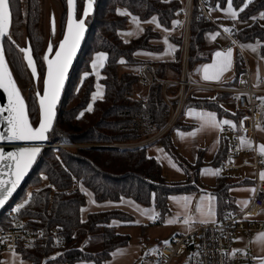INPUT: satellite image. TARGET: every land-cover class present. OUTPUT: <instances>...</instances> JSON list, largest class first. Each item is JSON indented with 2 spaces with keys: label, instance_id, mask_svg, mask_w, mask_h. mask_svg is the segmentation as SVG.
Wrapping results in <instances>:
<instances>
[{
  "label": "trees",
  "instance_id": "16d2710c",
  "mask_svg": "<svg viewBox=\"0 0 264 264\" xmlns=\"http://www.w3.org/2000/svg\"><path fill=\"white\" fill-rule=\"evenodd\" d=\"M59 1L63 7V30L67 18V0ZM209 1L213 9L225 7L228 3V0ZM43 2L10 0L11 39L5 38L4 41L7 61L26 99L34 126L40 118L36 82L26 64L24 53L19 49L24 47L27 40L30 42L39 71L37 82L42 84L46 70L43 56L45 38L41 30ZM231 4L240 20H250V24L240 30L235 29L238 39H259L264 57V0H231ZM118 6L126 7L142 20L157 15L163 26L174 28L177 11L182 4L180 0H99L96 15L86 20L90 25L89 36L65 90L51 136L53 146L44 150L33 173L0 216V227L6 229L17 222H21L24 229L47 232L59 227L65 238L64 243L60 248L50 243L20 244L17 252L23 264H42L45 256L56 252L59 255L46 264H75L79 261L103 264L116 249L131 243L130 234L122 232L121 228L135 225L134 216L125 210L92 212L86 220H82L81 208L87 198L80 185L92 190L98 202L128 197L144 205L154 203L159 221L164 220L171 210V195L201 190L199 183L205 166V149L200 148L195 163L189 162L177 150L172 139L173 131L189 130L193 124L185 123L179 117L167 129L179 84H164L160 81L181 77V51H177L176 60L152 62L158 79L152 84L145 82L141 70L151 62L136 57L135 52L153 49L150 40L159 37V33L147 27L139 37L124 41L119 31L127 28L128 17L118 13ZM215 19L220 21L219 18ZM216 29L214 24L201 16L196 7L193 8L188 56L190 73L195 74L200 65L210 61L211 57L204 55V52L210 35ZM172 39L180 45L183 42L182 36ZM97 52L107 54L101 69L103 75L99 78V82L104 85V96L90 106L97 82L92 60ZM233 71V79L225 83L228 87L237 86L240 74L246 71L245 59L240 50L235 54ZM232 97L233 94L227 91H219L215 98L189 94L183 105V113L191 107L206 109L222 118L226 116L234 119L237 125L244 111L232 113L222 105V102ZM226 139L221 140L217 154L210 162L214 167H220L228 156L229 138L228 142ZM158 143L183 169L186 180L166 179L161 162L148 153L149 146ZM50 183L54 187H50ZM238 183L241 181L233 175H218L215 186L210 190L216 196L219 214L224 207L235 206L229 189ZM17 208L19 211H16ZM10 210H14V216L9 215ZM114 220L122 224L116 225ZM97 236H100L101 247L94 252L89 248ZM86 241L88 245L82 247ZM2 262L3 251L0 249V264Z\"/></svg>",
  "mask_w": 264,
  "mask_h": 264
},
{
  "label": "crops",
  "instance_id": "0c3cea01",
  "mask_svg": "<svg viewBox=\"0 0 264 264\" xmlns=\"http://www.w3.org/2000/svg\"><path fill=\"white\" fill-rule=\"evenodd\" d=\"M180 1H181L182 5L188 4V0H180ZM212 9H213V7H212ZM213 10H211V12ZM117 11H118V13L126 15L128 17L127 28L119 31V34L123 38L124 41L128 42L134 38L139 37L140 35L143 34V32L145 31V29L147 27H151L153 29V31L159 33V37H156V38H153L150 40V43L154 46V48L151 50L139 49L135 52L136 57H138L142 60L151 62V63H147V64H151V65H153L152 62L176 60L177 59L176 54H177L178 50L181 51L180 53H181V57H182V51L184 49V44L186 43V40L184 39V36L186 33L185 30H177V29H174L173 27L167 28V27L163 26L160 23L157 15H153L147 20H142L138 16L132 14L126 7L118 6ZM215 17H217V16H215ZM217 18H219V17H217ZM181 36L183 39V42L181 45L177 44L172 39V37H181ZM189 38H190V29L188 31V41H189ZM228 43H229V39L223 33H219V35H217V32L215 30L210 35L209 43H208V46L204 52V55L210 56L211 59L209 62H206V63H203L202 65H200V67L198 68V70L195 74L190 73L192 79L194 80V82L197 85H195L191 89L189 94L194 96V97H200V98H215L219 91L231 92L233 94V97L229 101L222 102V105L226 109L231 111L232 113H236L238 110H241L238 106L237 94L233 91V89L236 86L235 87H228L225 85V83L232 80L234 77L233 61H234V57H235V54H236L238 49L237 48L232 49V65L228 71L223 73V75L221 76L219 81H214V80L206 81L203 79V76L205 73V66L215 64L217 62V60L219 59L218 57H216L215 54L217 52L226 53L228 50L226 48V45ZM244 56H245L244 59H245V64H246V70L249 71L253 83L260 90V92L258 93V96L260 98H263V96H264V57L262 56V59L259 57H256L254 59L255 62H253V65H251L250 61L247 60L245 53H244ZM106 58H107V54H106ZM105 61H106V59L104 60V63H105ZM207 71L209 74H212L214 72V69L209 68ZM182 76H183V72H182L181 77L179 79L167 80V81H170V82L179 81L182 78ZM100 77H96L97 81H99ZM96 84H97V82H96ZM144 90L145 89H143V91ZM103 96H104V92L102 93V96L100 98H102ZM262 101H264V99H262ZM174 107H175V109L172 110V116H171L170 122L167 126V129L179 117L183 120V122L193 124V127L189 130L176 129L173 131L172 139H173V143L176 146L177 150L189 162L195 163L198 159L200 148L205 149V151H204L205 166L202 169L201 175H200L201 190L197 191V192H193V193H181V194H175V195L170 196L169 201L171 204L170 206L172 208L171 210L172 211L174 210V212H175L172 214L173 218L176 217L178 214L180 215V218L181 217L184 218V209L182 208L181 204L178 203V201H182L184 198H189V200H190L188 214L196 218V222L192 223L190 228H189V226L185 225L182 222L183 219L182 220L180 219L181 223H177V222L172 223V224L167 223L168 225H176V226H178V229L181 230V232L176 231L174 233V235H175L177 233L191 232V231L195 230L196 228H198L202 224L215 223L219 220V217H220V214L217 211L216 196L211 192V190H204L202 185L205 184L207 187L212 188L216 184L218 175L222 173L220 167H214L210 164V162H212L214 160V158L217 154V151L220 147L221 140L226 139L227 135L223 134L221 132V130L217 129V128H212V127H203L202 128L201 127L202 121L199 117V114H201V113H214L216 115L217 121L228 120V121H231L234 125H236V124H235L234 119L226 117V116L222 118V117L218 116V114L216 112L206 110V109H199V108L191 107V108H188L187 110H185L183 113V105L179 104L177 99L175 100ZM240 133H242V131H240ZM242 138L244 139V144H243L244 148H248L249 147L248 143L251 142V144H252V139L247 138L244 135H242ZM227 142H228V140H227ZM256 142H257V148L259 151L260 145L264 144V127L262 125L257 129ZM227 146H228V144H227ZM148 153H149V155L157 158L161 162V164L163 166V172L165 173V171H167L166 172L167 176L165 175L167 180H169V178H167L168 176L169 177L172 176L171 178L174 179V180H169V181L186 180L187 175L185 174L183 169L178 165V163L171 157V155L165 150V148L163 147L162 144L158 143V144L150 145L148 148ZM250 160H251V158H250L249 153H243L237 157V161L239 164L248 163V162H250ZM244 169L251 170L252 173L254 174V177L251 178L248 176L247 173L244 174L243 173ZM261 173H264V170ZM173 175H174V177H173ZM233 176H235L236 179H239L241 181V183L235 184L229 189V193L232 196L233 201H234V205H235L234 207L245 208L243 202L248 201V203H249L251 200V197L253 195V192L249 191V190L254 189L255 179H256L255 172L251 167L243 166L240 169V173L239 174H233ZM177 178H180V179H177ZM80 189L82 191H84L86 194V198H87L86 205L89 204V201H90V203L93 205V210L96 209V211L94 210V211H91L89 213L104 211V210H112V209H121V210H125V211L131 213L127 209V207H125L123 205H118V203L122 202L123 200L127 202L126 199H128V197H122L120 200H118L119 202L103 201V202H99L102 204H97L96 203L97 200L95 199V196H94V193L92 192V190H90L89 188H87L83 185H80ZM85 189H88L91 192L87 193L88 191H86ZM195 198L197 199V203L195 206L196 208H197V205L200 203L202 198L205 202V205H207L208 202L211 201V205H212L213 210H214V216H212L210 218L209 217H203V218L209 219L208 223L199 222L202 219V217L196 211V209L192 214H190L192 203H193V200ZM129 203H132V202H129ZM248 203H247V205H248ZM101 205H104V207H101ZM135 205L139 206L138 204H135ZM152 205L154 206V203ZM82 213H83V207L81 208V218H82V220H86L89 213H87L86 216H83ZM154 216L158 217L156 214ZM169 219H172V218H169ZM256 220H259L260 222L264 221V208L259 212V214L256 217ZM153 222H155V221L153 220ZM113 223L116 225L122 224V222H120L118 220H114ZM134 223L137 224V222H134ZM138 223H141V222L139 221ZM253 234H255V236H253ZM253 234L251 235L252 237L249 236V237H251V238H249L250 239L249 244L245 246V249H241V250L254 252L256 254L262 255L263 259L261 261V264H264V230L254 232ZM239 235H242L244 237H248L242 233ZM88 243L89 242L86 241L82 245V247L87 246ZM162 245H164V244H161V246ZM238 249H240V248H238ZM118 250H121V251H118ZM131 253L132 252H131V248L129 245L124 246V247H120V248L116 249L112 253L111 257L108 260H106L103 264H129L133 260V257L130 258ZM16 255L18 258H20L22 260L21 264H23L24 261H23L21 255L17 251L12 250V249H8V250L3 251V262H2V264L4 263L6 257H7L8 261H10V262H12L11 260L14 261V259L17 258ZM4 256H5V258H4ZM75 264H97V263L92 262V261H79V262H76Z\"/></svg>",
  "mask_w": 264,
  "mask_h": 264
},
{
  "label": "built area",
  "instance_id": "2783aa9c",
  "mask_svg": "<svg viewBox=\"0 0 264 264\" xmlns=\"http://www.w3.org/2000/svg\"><path fill=\"white\" fill-rule=\"evenodd\" d=\"M194 7L198 9L204 19L216 26L217 33H223L228 37L227 49L237 48L244 56L235 29L225 31L219 25L211 13L210 1L188 0V4H183L178 9L176 22L179 21V23L174 24V29L185 30L186 32L184 36L186 43L181 57L183 76L179 81L174 82L160 80L164 84H179V91L174 99H177L181 105H184L191 89L197 85L191 77L188 66V31L191 26ZM141 74L143 80L149 84L158 79L155 67L151 64H145ZM233 91L237 94L238 106L244 111V114L239 118L235 127L222 125L223 130L221 132L228 136L229 147L228 156L220 168L223 174L233 175L239 174L243 166L251 167L256 176L255 192L245 208L226 206L222 209L217 222L202 224L191 232L175 234L169 244H164L155 250L156 264H179V259L183 260L181 264H261L262 255L235 248L234 243L236 237L241 233L250 236L254 232L264 230V223L256 220L257 215L264 208V179L261 178V172L264 170V155L258 151L256 142L257 129L262 125L264 116V101L258 96L260 90L253 83L247 70L241 73L238 84ZM173 109H175L174 104H172ZM241 121H243L242 126ZM242 135L252 139L250 147L244 148L241 143ZM243 153H249L251 160L248 163L239 164L237 157ZM49 186L54 187L51 183ZM9 215L14 216V210H10ZM154 221H159V218L155 217ZM64 239L59 227H53L48 232L41 229H24L21 222H17L8 229L0 227V249L2 251L8 249L17 251L20 244L50 243L54 247L60 248ZM234 250L239 251L233 254ZM58 255L59 252L45 256L42 264H46L47 261Z\"/></svg>",
  "mask_w": 264,
  "mask_h": 264
},
{
  "label": "snow or ice",
  "instance_id": "6c2138e0",
  "mask_svg": "<svg viewBox=\"0 0 264 264\" xmlns=\"http://www.w3.org/2000/svg\"><path fill=\"white\" fill-rule=\"evenodd\" d=\"M68 3L69 5H74V0H68ZM92 4L93 0H88V7L84 12L85 17H87L89 12L91 11ZM228 7L229 10H231V0H228ZM242 10L243 9H241V11ZM231 14L233 17L236 16L235 12H232ZM175 23H179V21ZM11 26L12 10L10 7V0H0V88H3L8 93L9 98L8 107L6 109L0 108V113L4 111L8 112V116L5 117L8 123V131L6 134L0 132V140L43 141L47 139L46 133L52 128L53 119L55 117V108L60 96V91L64 85L66 74L72 62V58L75 55L80 41L84 35L86 27L85 21L84 19L75 20L70 16L67 26V35L60 43L59 50L56 51L55 57L53 59H48L47 57H45V59L47 60V79L45 82L46 87L44 94L40 96L39 100L43 118L40 122L39 128L36 129H34L29 123L23 97L20 94V91L5 60L4 40L5 38L9 40L11 39ZM225 31H230V29H225ZM217 35H219V33H217ZM19 50L25 54L24 59L27 62V66L35 75L37 73V69L30 45L25 48H20ZM252 50L255 51V48H253ZM48 52H52L51 45L49 46ZM215 55L219 58L217 62L213 65L205 66L203 79L206 81H219L223 73L228 71L232 65V49H228L226 53L217 52ZM105 59V53H98L96 61L93 63V68L95 69L98 65L102 67ZM123 62L124 61H121V63ZM209 68L214 69V72L212 74L208 73L207 70ZM97 95L102 96V93L98 92ZM199 117L202 121V128L212 127L223 130L222 125H230L232 127H235V125L231 121H217L216 115L214 113H201L199 114ZM242 124L243 121H241V126ZM241 143L242 145L244 144L243 138H241ZM248 146H251V142L248 143ZM259 151L262 155H264V144L260 145ZM39 152V147L22 148L15 153H8L7 155L0 151V163H3L5 161L10 162L8 164V179L0 178V207L5 204L8 198L15 191L20 180L26 174L27 170L34 162ZM261 178L264 179V173H261ZM249 191H252L254 193L255 189H250ZM25 203H27V201H25ZM178 203H180L182 208L184 209V218L182 222L190 228L192 223L196 222V218L188 214L190 200L189 198H184L182 201H178ZM243 203L246 207L248 201H244ZM20 207L22 208L23 204L20 205ZM16 211H19V208H17ZM196 211L202 217V219L199 221L201 223L209 222V219L203 217L210 218L214 216V210L211 205V201H209L208 204L205 205L203 198L197 205ZM150 218L155 220V216H152ZM176 222H180L179 214L167 221V223L169 224ZM164 243L169 244L170 242L164 241ZM236 251L239 250H234L233 254H235Z\"/></svg>",
  "mask_w": 264,
  "mask_h": 264
},
{
  "label": "rangeland",
  "instance_id": "374dc122",
  "mask_svg": "<svg viewBox=\"0 0 264 264\" xmlns=\"http://www.w3.org/2000/svg\"><path fill=\"white\" fill-rule=\"evenodd\" d=\"M80 12L83 11L84 8V1L80 0ZM79 12V13H80ZM232 12L236 13V16H232ZM61 14H62V5L59 0H44L43 2V20L41 24V30L43 33V36L45 38V43H44V50H43V56L44 58L47 57L52 59L55 55V52L58 50L59 44L61 42V29H60V19H61ZM212 15L215 17H219V25L223 27L224 29H236L240 30L243 28L245 25L250 24V20L244 21L240 20L238 17L237 10L234 8V6L231 4V10H229L228 3L226 4L225 7H221L219 9H214L212 11ZM215 17V18H217ZM240 46L243 48V51L246 55L247 60L250 61L251 65H253V62H255V58L259 57L262 59V54H261V41L259 39L256 40H247V41H242L239 40ZM25 42V40H24ZM51 45L52 47V52L49 53L48 49L49 46ZM250 46V47H249ZM255 48V51L252 49ZM98 53H105V52H97L93 56L92 60V69L93 73L95 74L96 77L102 76L101 66H97L95 69L93 68V63L96 61V57ZM106 54V53H105ZM104 64V62H103ZM36 82V81H35ZM35 86L38 90L42 91L43 90V84L40 82H36ZM103 93L104 92V85L97 81L96 84V89L92 94L91 97V102L90 106H92L93 102L100 98V95H97V93ZM95 97V98H94ZM167 171H165L164 175L167 176L166 174ZM243 173H247L249 177L253 178L254 174L252 173L251 170H243ZM172 176H168L169 180H174L171 178ZM174 177V175H173ZM180 179V178H177ZM201 186V183H199ZM204 190H210L211 187H207L205 184L202 185ZM88 191L87 193H90L91 191L88 189H85ZM126 201L119 202L118 200L116 202H119L118 205H123L127 207V209L131 212L132 215H134V222H141L137 223L135 225H130L121 228L122 232L129 233L131 236V243L129 244L131 248V257H133V260L129 264H156V261L154 260V252L157 248L160 247L161 244H165L164 241H171L172 237L174 236V233L176 231L181 232L180 229H178V226L176 225H168L167 220L169 218H173L172 214L175 213L174 210H170V212L166 215L164 220H160L158 222H153V219L150 217L154 216L155 214L158 216V211L157 209L152 205H144L141 204L137 201H135L132 198L126 199ZM95 202V201H94ZM132 202V203H129ZM97 204H102L99 203L98 201L96 202ZM196 203L197 199L195 198L192 203L191 207V212L192 214L195 209H196ZM138 204L139 206L135 205ZM171 205V204H170ZM101 207H104V205H101ZM171 207V206H170ZM152 208V209H151ZM172 209V208H171ZM96 211V209H94ZM93 210V205L90 203L85 204L83 206V216H86L87 213L94 211ZM263 221V220H262ZM264 222V221H263ZM177 223H181L177 222ZM144 225V226H143ZM175 228V229H174ZM256 234V233H255ZM253 234V236H255ZM251 236V235H250ZM252 237V236H251ZM251 237H244L242 235H239L235 239V248H240V249H245V246L249 244ZM101 247V241H100V236H97L93 241L92 245L89 248L91 251H99ZM7 256V255H6ZM17 257V255H16ZM5 258V256H4ZM129 258V259H130ZM12 262L8 261L7 257L4 261L3 264H21L22 260L20 258H16L11 260ZM182 259L178 260V263H182Z\"/></svg>",
  "mask_w": 264,
  "mask_h": 264
},
{
  "label": "water",
  "instance_id": "95a60500",
  "mask_svg": "<svg viewBox=\"0 0 264 264\" xmlns=\"http://www.w3.org/2000/svg\"><path fill=\"white\" fill-rule=\"evenodd\" d=\"M84 2H85V5H84V12H85V9L88 7V0H84ZM98 2H99V0H93L91 11L87 15V17H85L84 13H83V16L81 18V19H84V21H85V26H86L85 27V32H84V35H83V37H82V39L80 41L79 47L77 48L76 53H75V55L72 58V62L70 64L69 68H68V72L66 74L64 85H63V87H62V89L60 91V96H59V99H58L57 104H56L55 117L53 119L52 128L46 133L47 139H45L43 141H23V140L9 141V140H0V151H2L5 155H7L8 153H15L19 149H22V148H32V147H39L40 148V152L37 154L34 162L31 164V166L27 170L26 174L20 180V182H19L18 186L16 187L15 191L8 198V200L5 202V204L2 207H0V216L3 213L4 209L8 206V204L14 199L15 195L20 191V189L25 184V182L28 180L29 176L33 173L34 169L36 168V166L38 165L39 161L41 160V157L43 155L44 150L47 147L53 146V144L51 143V136H52L53 131H54V129L56 127V124H57L59 111H60V107H61V104H62V101H63V98H64L65 90H66V88L68 86V83H69L71 74L73 72V69L75 68V66L77 64V61H78V59H79V57H80V55H81V53L83 51L85 42L87 41V38L89 36L90 25L86 22V20L88 18H90V17L93 18L96 15L97 8H98ZM67 3H68V0H67ZM77 5H78L77 4V0H74V5H69V3H68L67 21H66V25H65V29H64L62 38H61L62 39L61 42L64 40L65 36L67 35V26H68V22H69L70 16L73 19L77 20V9H78ZM29 45H30V42L27 40L26 44L22 48L28 47ZM30 47H31V45H30ZM4 50H5V47H4ZM58 50H59V47H58ZM31 51H32V48H31ZM32 55H33V52H32ZM54 57H55V55H54ZM33 58H34V61H35L37 73L35 75L33 73L32 74L34 75L35 81L37 82L38 81V76H39V71H38V67H37V63H36L34 55H33ZM48 59H50V57ZM5 60H6L7 66L9 68V70L11 71V74H12L14 80H15L13 72H12L10 66H9L8 61H7L6 53H5ZM44 60H45L46 70H45V75H44V79H43V82H42L43 90L40 91V90L37 89V95L39 94L38 95V102L40 100V96H42L44 94L45 87H46L45 82H46V79H47V60L45 58H44ZM26 64H27V62H26ZM30 71H31V69H30ZM15 83H16L19 91H20L21 96L23 97V100H24V103H25V106H26V111H27L29 123L31 124V126L34 129L39 128L40 122H41V120L43 118L42 117L41 108H40V113H39V116H40L39 122H38V124L36 126H34L33 123H32L31 117L29 115L26 99H25L24 95L22 94V92H21L16 80H15ZM8 103H9L8 93L3 88H0V108L6 109L8 107ZM39 107H40V103H39ZM7 116H8V112L7 111H4V112L0 113V132L5 133V134L8 131V123H7V120L5 119V117H7ZM9 163L10 162H8V161L0 163V178L8 179V175H9L8 164Z\"/></svg>",
  "mask_w": 264,
  "mask_h": 264
},
{
  "label": "flooded vegetation",
  "instance_id": "af4514ba",
  "mask_svg": "<svg viewBox=\"0 0 264 264\" xmlns=\"http://www.w3.org/2000/svg\"><path fill=\"white\" fill-rule=\"evenodd\" d=\"M84 1V0H83ZM77 6H78V9H77V20H80L83 16V13H84V8H83V11L80 12V8H79V5H80V0H77ZM84 5H85V2H84ZM80 12V13H79ZM62 13H63V7H62ZM67 15H68V3H67ZM61 17H62V14H61ZM66 21H67V18H66ZM66 25V23H65ZM60 29H61V36L63 35V32H64V29L62 30L61 28V19H60Z\"/></svg>",
  "mask_w": 264,
  "mask_h": 264
}]
</instances>
